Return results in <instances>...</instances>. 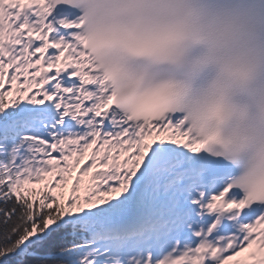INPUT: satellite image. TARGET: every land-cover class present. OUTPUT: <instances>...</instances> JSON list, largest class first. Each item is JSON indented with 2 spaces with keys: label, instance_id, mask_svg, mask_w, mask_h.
Returning <instances> with one entry per match:
<instances>
[{
  "label": "snow or ice",
  "instance_id": "6c2138e0",
  "mask_svg": "<svg viewBox=\"0 0 264 264\" xmlns=\"http://www.w3.org/2000/svg\"><path fill=\"white\" fill-rule=\"evenodd\" d=\"M0 264H264V0H0Z\"/></svg>",
  "mask_w": 264,
  "mask_h": 264
}]
</instances>
